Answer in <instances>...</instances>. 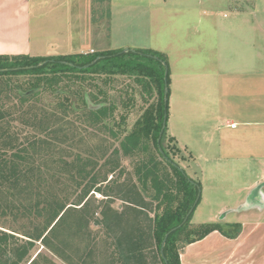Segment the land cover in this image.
I'll use <instances>...</instances> for the list:
<instances>
[{
  "label": "trees",
  "instance_id": "obj_1",
  "mask_svg": "<svg viewBox=\"0 0 264 264\" xmlns=\"http://www.w3.org/2000/svg\"><path fill=\"white\" fill-rule=\"evenodd\" d=\"M97 58L95 65L82 68ZM166 66L170 85L168 57L151 49L50 57L0 55V227L7 219L28 220L32 226L23 234L0 230V264H57L41 253L29 258L38 242L54 257L73 264V243L92 225L104 229L108 264H166L165 259L181 264V251L213 232L238 238L241 224L208 223L188 231L200 199L188 221L169 236L162 253L166 235L182 225L201 188L170 156L165 145L168 126L158 143ZM128 81L145 103L155 92L159 95L155 113L145 108L131 130L125 125L136 106L135 89L131 94L121 90L119 97L110 95L115 86ZM44 99L50 100L47 106L41 105ZM84 129L107 136L101 166L90 152H69ZM112 140L119 143L113 150L107 146ZM68 142L70 146L64 147ZM122 158L132 160L131 172L123 167ZM73 186L81 190L75 199ZM91 192L104 199L100 211L89 215ZM115 200L122 202L121 211L113 208ZM87 256L79 255L81 264Z\"/></svg>",
  "mask_w": 264,
  "mask_h": 264
},
{
  "label": "rangeland",
  "instance_id": "obj_2",
  "mask_svg": "<svg viewBox=\"0 0 264 264\" xmlns=\"http://www.w3.org/2000/svg\"><path fill=\"white\" fill-rule=\"evenodd\" d=\"M66 10L65 7H58L43 12L44 29L55 33L57 47L61 48L54 54L71 55L87 50V53H96L89 50L90 43L85 40L87 13L82 14L84 19L79 26L76 20L79 13L74 17L75 12ZM39 14L34 13V18L37 16L35 19H39ZM51 18L55 19L53 25L60 24L45 27ZM99 21L101 28L98 31L105 32V39L97 43L94 41L97 48L100 49L98 44L103 42L105 48L113 51L158 50L168 56V61L171 60L175 68L190 65L192 72L203 73L200 78L181 81L182 90H174L169 97L166 148L180 167L184 169L182 164L187 162L200 171V175L186 171L190 178L201 184L202 191V203L195 211L188 231L211 223L207 220L218 203L223 202L234 209L243 197L246 201V195L249 197L255 193V196H259L261 186H264V0H114L113 4L110 0H92V22ZM34 22L33 33L38 29V20ZM68 22L69 27L63 26ZM194 22L200 23L197 33L193 32V28H185L187 23ZM73 24L74 28L71 27ZM98 31L96 29L95 33ZM35 35L32 34V44L40 48L43 45L36 43ZM190 43L194 47L188 50L185 46ZM175 47L183 48L182 53L180 49L175 53ZM128 84L132 85L131 90ZM134 85L131 81L119 83L110 91L111 97H119L121 90L131 94L135 89L136 106L129 112L125 125L127 130L133 128L145 108L151 107L155 113L159 102V95L155 92L153 98L145 103ZM173 94L182 97L187 104L177 106ZM48 102L49 99H44L41 105L47 106ZM116 119L118 121L119 114H116ZM232 124L236 128L232 129ZM15 125L22 131L18 121ZM169 131L176 134L179 145ZM81 133L73 140L74 148L69 152L83 155L90 152L98 165H103L102 143L107 136L97 132L93 134L90 129L88 132L84 129ZM70 144L68 142L63 146L69 147ZM110 144L112 146H107L111 150L119 146L113 140ZM122 159L123 167L131 172L132 160ZM119 173L116 172L117 177H120ZM111 178L108 176V181ZM255 180L259 186L247 192L246 189ZM105 184H102V188ZM73 192L72 199H75L81 190L73 186ZM88 198L91 201L88 214L100 211L97 209L102 206L104 197L91 192ZM113 208L121 211L122 202L115 200ZM218 218L221 219V215ZM27 222L2 220L0 230L23 234L22 231L28 232L32 228ZM103 230L92 225L89 232L76 237L70 252L73 264H81V253L85 257L93 253L82 264H108L109 251ZM39 253L57 264H66L54 257L40 242L35 244L29 258H35Z\"/></svg>",
  "mask_w": 264,
  "mask_h": 264
},
{
  "label": "crops",
  "instance_id": "obj_3",
  "mask_svg": "<svg viewBox=\"0 0 264 264\" xmlns=\"http://www.w3.org/2000/svg\"><path fill=\"white\" fill-rule=\"evenodd\" d=\"M110 2L113 4L114 0H110ZM58 7H65L67 9L66 11L71 9L75 12L74 17L78 12L79 16L76 20L79 26H81L84 19L82 14L87 13L88 18L86 21L88 30L85 40L87 43H90L89 50L96 51V53L109 50L105 48V43L103 42L98 44L100 49L94 46V41L97 43L101 39H105V32L98 31L101 28V21L97 23L92 22V0H0V55L54 56L55 51H60L61 48L57 47L58 43L55 38V33L47 32L44 29V22L42 20L44 11L48 9L55 10ZM34 13L36 15L40 13V18L35 19L37 16L34 18ZM65 17L67 18V15ZM35 20H38V29L33 33L32 27ZM54 21L55 19L51 18V21L45 27H55L60 24L58 22L53 25ZM187 24L185 28H193L194 33L198 32L200 23L194 22ZM63 26L69 27V22L68 25L64 23ZM74 26L73 24L71 27L74 28ZM96 29L98 31L97 33H95ZM32 34H37L35 35L36 43L42 44L43 48L33 46ZM185 47L191 50L194 44L190 43ZM179 49L175 47L174 52L176 53ZM182 49H180V53H182ZM87 52L89 51L87 50L81 53L86 54ZM58 55L61 54H56L55 56ZM169 63L170 96H172L171 93L174 90L180 89L181 81L183 82V80L188 78L193 80L194 77L200 78L203 75L199 71L194 70L192 72L190 65L179 69V65L175 68V64L171 60ZM171 100L172 98H170ZM173 101L179 107L180 103L187 104V101L185 100L183 102V98L177 96V94H173ZM228 126L230 125L228 124ZM169 134L179 145L176 134L170 131ZM182 166L185 171H192L200 175V171L192 168L191 164L183 162ZM257 186H259V182L255 180L246 191H254ZM261 187L259 196H255V193L249 197L246 195V201H244L245 197H243V200L234 209L228 208L221 202L216 204V208L210 212L211 216L207 221L211 223L223 225L241 224L242 232L238 238L229 239L219 232H213L203 240L186 246L180 253L181 264H264V186ZM220 215L222 217L221 219L218 218Z\"/></svg>",
  "mask_w": 264,
  "mask_h": 264
},
{
  "label": "water",
  "instance_id": "obj_4",
  "mask_svg": "<svg viewBox=\"0 0 264 264\" xmlns=\"http://www.w3.org/2000/svg\"><path fill=\"white\" fill-rule=\"evenodd\" d=\"M127 52H130V51H124L123 53H127ZM100 60V58H97L93 63H91L90 65H87L85 67H82L83 69L84 68H89L93 65H95L98 61ZM65 64H69V63H65ZM72 66V65H71ZM0 72H3V71H0ZM164 83H165V93H164V105H165V113H164V120H163V125H162V130L160 132V136H159V139H158V143H159V146H160V143H161V139H162V136H163V133L165 131V129L167 128L168 126V104H169V84H168V67L166 66V73H165V78H164ZM194 183V182H192ZM198 197H197V200L194 204V206L192 207V209L189 211V213L187 214L184 222L182 223V225H180L179 227L177 228H174L172 229L165 237L164 241H163V245H162V253H163V250H164V246L165 244L167 243V240L169 238V236L176 232L177 230H179L187 221L188 219L190 218V216L193 214L195 208L197 207L200 199H201V196H202V191H201V188H199L198 190ZM165 263L168 264V261L165 259Z\"/></svg>",
  "mask_w": 264,
  "mask_h": 264
},
{
  "label": "built area",
  "instance_id": "obj_5",
  "mask_svg": "<svg viewBox=\"0 0 264 264\" xmlns=\"http://www.w3.org/2000/svg\"><path fill=\"white\" fill-rule=\"evenodd\" d=\"M231 128H232V129L236 128V125H235V124H232V125H231Z\"/></svg>",
  "mask_w": 264,
  "mask_h": 264
}]
</instances>
